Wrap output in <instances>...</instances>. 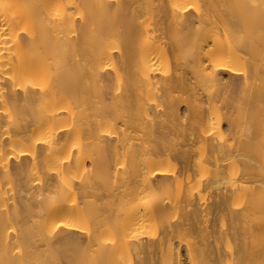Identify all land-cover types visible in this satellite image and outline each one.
Here are the masks:
<instances>
[{
    "label": "bare ground",
    "instance_id": "1",
    "mask_svg": "<svg viewBox=\"0 0 264 264\" xmlns=\"http://www.w3.org/2000/svg\"><path fill=\"white\" fill-rule=\"evenodd\" d=\"M0 264H264V0H0Z\"/></svg>",
    "mask_w": 264,
    "mask_h": 264
},
{
    "label": "rangeland",
    "instance_id": "2",
    "mask_svg": "<svg viewBox=\"0 0 264 264\" xmlns=\"http://www.w3.org/2000/svg\"><path fill=\"white\" fill-rule=\"evenodd\" d=\"M171 74H173L172 72L170 73V75ZM225 77H227L228 78V76L227 75H225ZM211 193H212V191H210V192H208L207 193V195H206V198H209V196H211ZM213 195V194H212ZM213 197V196H212ZM213 200V199H212ZM211 200V201H212ZM207 202H210V199H208V201ZM184 250H182V254L184 255L185 254V251L183 252ZM184 258H185V255H184Z\"/></svg>",
    "mask_w": 264,
    "mask_h": 264
}]
</instances>
